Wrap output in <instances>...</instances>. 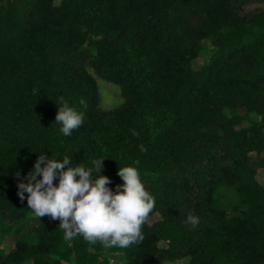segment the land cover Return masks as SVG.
<instances>
[{"label":"trees","instance_id":"1","mask_svg":"<svg viewBox=\"0 0 264 264\" xmlns=\"http://www.w3.org/2000/svg\"><path fill=\"white\" fill-rule=\"evenodd\" d=\"M97 78L119 106L100 108ZM61 98L85 113L71 137ZM41 150L72 166L105 157L113 191L136 167L156 205L143 240L68 241L36 217L17 181ZM258 168L264 0H0V264H264Z\"/></svg>","mask_w":264,"mask_h":264},{"label":"clouds","instance_id":"2","mask_svg":"<svg viewBox=\"0 0 264 264\" xmlns=\"http://www.w3.org/2000/svg\"><path fill=\"white\" fill-rule=\"evenodd\" d=\"M57 105L54 121L64 137H71L83 124L85 113L63 98ZM37 153L32 169L17 181L18 197L26 198L36 217L59 220L68 241L83 237L92 244L99 241L105 248L124 249L143 240L142 226L156 205L136 167L117 170L122 183L113 191L108 187L110 178L100 171L105 157L84 167L72 166V155L48 156L42 150ZM186 223L195 228L200 219L189 214Z\"/></svg>","mask_w":264,"mask_h":264},{"label":"rangeland","instance_id":"3","mask_svg":"<svg viewBox=\"0 0 264 264\" xmlns=\"http://www.w3.org/2000/svg\"><path fill=\"white\" fill-rule=\"evenodd\" d=\"M201 63V59L196 60L195 66ZM98 86L100 89V103L99 106L102 109H112L119 106L122 103V98L120 96L119 88L107 82L101 78H97ZM257 179L264 183V170L262 168L257 169ZM156 218V217H154ZM153 217L148 218L149 223L154 220ZM6 249L9 248L10 244L7 242Z\"/></svg>","mask_w":264,"mask_h":264}]
</instances>
